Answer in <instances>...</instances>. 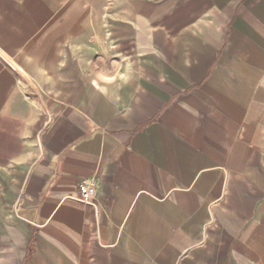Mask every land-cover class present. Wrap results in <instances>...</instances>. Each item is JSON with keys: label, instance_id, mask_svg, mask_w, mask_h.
<instances>
[{"label": "crops", "instance_id": "obj_1", "mask_svg": "<svg viewBox=\"0 0 264 264\" xmlns=\"http://www.w3.org/2000/svg\"><path fill=\"white\" fill-rule=\"evenodd\" d=\"M0 264H264V0H0Z\"/></svg>", "mask_w": 264, "mask_h": 264}, {"label": "built area", "instance_id": "obj_2", "mask_svg": "<svg viewBox=\"0 0 264 264\" xmlns=\"http://www.w3.org/2000/svg\"><path fill=\"white\" fill-rule=\"evenodd\" d=\"M97 182L94 180H82L78 185V199L83 204L91 203L96 189Z\"/></svg>", "mask_w": 264, "mask_h": 264}]
</instances>
